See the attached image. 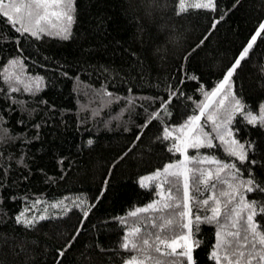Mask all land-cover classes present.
<instances>
[{"label":"trees","instance_id":"trees-1","mask_svg":"<svg viewBox=\"0 0 264 264\" xmlns=\"http://www.w3.org/2000/svg\"><path fill=\"white\" fill-rule=\"evenodd\" d=\"M179 3L0 0V264H264V0Z\"/></svg>","mask_w":264,"mask_h":264},{"label":"rangeland","instance_id":"rangeland-1","mask_svg":"<svg viewBox=\"0 0 264 264\" xmlns=\"http://www.w3.org/2000/svg\"><path fill=\"white\" fill-rule=\"evenodd\" d=\"M190 8L213 9L214 8V0H180L179 9L181 11H184V10H187ZM259 31H257L255 33V35L252 38V40L250 41L248 47L241 53L239 59L236 61V63L233 65V67L228 71V73L226 74L224 79L220 82L219 86L217 87V89L215 90V92L213 93L211 98L209 99V102H208L206 108L213 101V99L216 97V95L219 93V91L223 88L224 84L226 83V81L228 80L230 75L232 74L235 66L239 63L240 58L247 53L248 48L250 47L252 42L257 38ZM191 131H193L192 128H191V130H189L188 135H190ZM74 200L75 199L64 198L62 200L54 201V202L35 201L32 203V205L29 207V209L27 211H25L24 213L21 214V216L19 218L21 220L30 222L32 220H36L39 218L48 217V215L50 213H58L59 211H65L70 206L75 205L76 201H74ZM78 204H80V203H78ZM168 247L172 250L183 249L185 251H188V249L191 247L189 224H187V233L185 235H183L181 238L177 239L176 241L170 243L168 245Z\"/></svg>","mask_w":264,"mask_h":264}]
</instances>
